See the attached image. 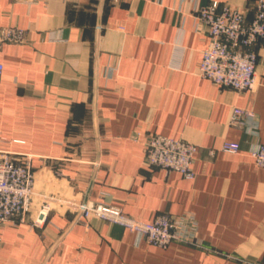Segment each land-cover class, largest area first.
<instances>
[{"label": "crops", "instance_id": "0c3cea01", "mask_svg": "<svg viewBox=\"0 0 264 264\" xmlns=\"http://www.w3.org/2000/svg\"><path fill=\"white\" fill-rule=\"evenodd\" d=\"M213 1L252 19L260 0H0V28L27 32L0 46V159L30 156L42 194L144 223L168 214L197 243L160 248L58 207L1 225L0 264H264V168L250 155L264 144V43L253 90L200 77L196 13ZM234 109L254 114V133L231 126ZM150 135L196 145L195 178L148 166Z\"/></svg>", "mask_w": 264, "mask_h": 264}, {"label": "built area", "instance_id": "2783aa9c", "mask_svg": "<svg viewBox=\"0 0 264 264\" xmlns=\"http://www.w3.org/2000/svg\"><path fill=\"white\" fill-rule=\"evenodd\" d=\"M31 2L34 0H16ZM198 27H203L209 37L198 67V75L219 87L231 88L238 93L253 90L256 85L258 53L255 48L264 43V0L255 7L252 19L245 11L213 1L197 10ZM27 32L17 27L0 28V46L4 43L22 44ZM4 65L0 62V77ZM254 114L251 111L234 109L230 124L233 127L253 132ZM145 163L153 168L178 172L185 179L195 178L193 165L198 147L179 139L150 135L145 142ZM225 153L237 154L238 144L225 142ZM259 167L264 168V144L250 151ZM30 156L4 154L0 159V226L24 223L32 220L36 225L46 221L55 208L76 211L82 222L89 225L93 220H102L127 228L144 237L149 243L167 248L172 243L194 244L182 223L168 214L144 223L124 214L116 206L69 198L61 194H42L35 188ZM36 217L31 219V215ZM1 239V232H0Z\"/></svg>", "mask_w": 264, "mask_h": 264}]
</instances>
